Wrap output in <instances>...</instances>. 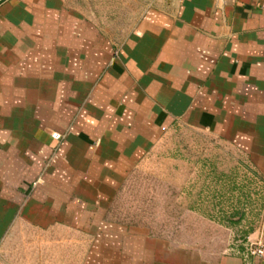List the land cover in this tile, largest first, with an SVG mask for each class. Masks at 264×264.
I'll list each match as a JSON object with an SVG mask.
<instances>
[{
	"label": "crops",
	"instance_id": "0c3cea01",
	"mask_svg": "<svg viewBox=\"0 0 264 264\" xmlns=\"http://www.w3.org/2000/svg\"><path fill=\"white\" fill-rule=\"evenodd\" d=\"M180 125L264 174V0H153L119 44L68 1L0 0V264H264L110 221Z\"/></svg>",
	"mask_w": 264,
	"mask_h": 264
},
{
	"label": "rangeland",
	"instance_id": "374dc122",
	"mask_svg": "<svg viewBox=\"0 0 264 264\" xmlns=\"http://www.w3.org/2000/svg\"><path fill=\"white\" fill-rule=\"evenodd\" d=\"M65 1L119 44L153 0ZM109 219L141 228L163 242L229 253L254 244L264 252V174L229 141L180 125L163 134L127 177L111 204ZM75 251L73 245L63 248V264H77Z\"/></svg>",
	"mask_w": 264,
	"mask_h": 264
},
{
	"label": "built area",
	"instance_id": "2783aa9c",
	"mask_svg": "<svg viewBox=\"0 0 264 264\" xmlns=\"http://www.w3.org/2000/svg\"><path fill=\"white\" fill-rule=\"evenodd\" d=\"M52 136L56 140H61L63 138V136L60 134H53ZM255 246H258V245L251 244L250 246L247 247L246 252H245L246 256L262 257L264 255L263 250L260 247H255Z\"/></svg>",
	"mask_w": 264,
	"mask_h": 264
},
{
	"label": "trees",
	"instance_id": "16d2710c",
	"mask_svg": "<svg viewBox=\"0 0 264 264\" xmlns=\"http://www.w3.org/2000/svg\"><path fill=\"white\" fill-rule=\"evenodd\" d=\"M250 232H247L245 237H244V242H246V240L248 239L247 237L249 236ZM238 252L239 253H245L246 252V249L243 245H240L239 249H238Z\"/></svg>",
	"mask_w": 264,
	"mask_h": 264
}]
</instances>
